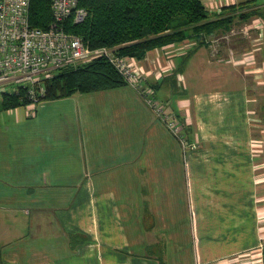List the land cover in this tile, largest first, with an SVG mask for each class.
<instances>
[{
	"label": "crops",
	"instance_id": "0c3cea01",
	"mask_svg": "<svg viewBox=\"0 0 264 264\" xmlns=\"http://www.w3.org/2000/svg\"><path fill=\"white\" fill-rule=\"evenodd\" d=\"M183 45L132 59L154 91L193 81L190 103H166L185 139L128 82L0 106V264H264L245 70L235 50Z\"/></svg>",
	"mask_w": 264,
	"mask_h": 264
},
{
	"label": "trees",
	"instance_id": "16d2710c",
	"mask_svg": "<svg viewBox=\"0 0 264 264\" xmlns=\"http://www.w3.org/2000/svg\"><path fill=\"white\" fill-rule=\"evenodd\" d=\"M50 4L51 0H30L31 26H49L52 21ZM78 6L85 8L87 15L79 23L69 20L65 26L68 31L80 36L90 49L115 46L117 55L137 60L143 59L148 50L183 41L190 25L196 35H201L231 21L221 14L207 19L208 10L201 0H78ZM226 8L235 11L236 4L223 7ZM246 16L241 14V18ZM126 82L106 57L98 56L88 62L60 68L44 79L42 99L111 88ZM28 103L24 93L3 94L0 106L8 109ZM73 235L80 242L87 239L82 234Z\"/></svg>",
	"mask_w": 264,
	"mask_h": 264
},
{
	"label": "built area",
	"instance_id": "2783aa9c",
	"mask_svg": "<svg viewBox=\"0 0 264 264\" xmlns=\"http://www.w3.org/2000/svg\"><path fill=\"white\" fill-rule=\"evenodd\" d=\"M201 1L207 10L215 7L219 12L231 0ZM50 6L52 21L47 28H40L30 25V0H0L1 97L3 94L24 93L29 101L27 105H34L44 96V79L50 77L53 71L104 56L139 91L147 106L171 132L181 136L179 132L183 123L165 102L156 99L147 76L134 64L135 58L117 55L115 46L90 49L80 36L66 29L69 20L79 23L87 15V10L78 6V0H51ZM9 87L11 89L7 91ZM257 127L260 133L253 138L252 146L264 166V127L258 124Z\"/></svg>",
	"mask_w": 264,
	"mask_h": 264
},
{
	"label": "rangeland",
	"instance_id": "374dc122",
	"mask_svg": "<svg viewBox=\"0 0 264 264\" xmlns=\"http://www.w3.org/2000/svg\"><path fill=\"white\" fill-rule=\"evenodd\" d=\"M231 1L236 3L235 11L222 8L219 13L208 12L207 15V19H212L217 18L218 14H221L220 16L223 18L230 17L231 21L217 29L204 31L201 35H196L197 32L194 31V27L192 31V26L190 25L186 38L180 43L184 44L185 51L190 48L206 50L215 48L220 50L232 49L238 53L239 66L245 70L249 94L253 98L251 100L250 117L256 124L255 133L259 136L257 124L264 127V28L262 30L259 29L264 27L262 26L264 25V0ZM254 12H256V15L253 14ZM241 14L248 16L241 18ZM258 23L260 25H257ZM193 42L196 43V47L192 46L191 43ZM156 82L159 84V81ZM188 83L191 86L182 82L183 85L181 87L180 85H173L170 79L166 84L158 85L155 90L156 99L162 103L169 104L171 107L176 104L177 99L180 97L185 98L187 103H190L193 100L191 92L193 81H188ZM10 89L11 87L7 91ZM177 93H181V95H176ZM186 108L188 109V106ZM188 129V122H183V127L179 132L182 139L187 138ZM191 217L188 214L184 215L183 227L191 223Z\"/></svg>",
	"mask_w": 264,
	"mask_h": 264
}]
</instances>
